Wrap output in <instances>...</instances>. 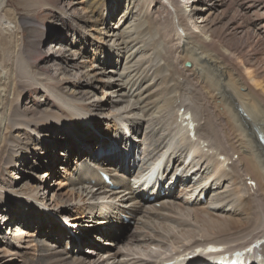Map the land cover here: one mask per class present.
<instances>
[{
  "label": "bare ground",
  "instance_id": "6f19581e",
  "mask_svg": "<svg viewBox=\"0 0 264 264\" xmlns=\"http://www.w3.org/2000/svg\"><path fill=\"white\" fill-rule=\"evenodd\" d=\"M40 1H42L43 4H46V1L47 3H51V6L56 9L55 11L60 10L62 14L66 15L67 13H69L71 17L74 16L73 19L76 26L77 23L79 25H82L83 23L86 24L88 22L90 28L95 26L93 25V22L91 20V12L95 11L97 6L103 2V0H84V4H87V9H84L83 7V11H80L81 9L78 10V7L76 8L75 6L76 3H72V0H64V2L60 5L59 0H53L51 2H49L48 0ZM193 1L194 0H192V3H194ZM201 1H206V3L208 4L207 9H209L210 11H214L217 6L223 5V2L221 0ZM187 3L188 0H185L182 3L180 2V0H153V4L156 7L155 13L157 14V16L162 15L168 21L166 25H163V27L161 28L162 32H159L158 28L155 29L157 35L159 33V41L166 46V50L163 54L158 53L159 51L157 50V52L154 48L159 42L154 39L151 43L148 42L150 44H145V47H147L148 50L153 49L154 55L159 56V59L163 60V64H154L151 63L152 60H149L148 62L147 59L145 61L148 63L147 67L150 66L151 63L154 68L152 72V79H150L148 76V70L142 72V70L139 71V67H137L136 69L132 70L133 74L128 84L130 86H127L126 84L125 88L128 87V89H133L134 92L140 93L147 81L156 79L155 83L148 86L145 90L148 91L152 89L154 87V84L159 85L163 83L162 87L158 88L160 90H157L155 92V96L160 97L163 94L165 95V92L167 90L171 91L173 88L181 91L182 89L186 90L187 94L201 99V103H203L202 108L206 113L205 116L203 114L205 119L204 127L208 125L209 127L204 129L202 128L203 126H200L199 123H196L195 117L198 113L197 110H199L197 109L198 106L196 108L194 107V105L193 110L191 109L192 106H184L182 113H180V109L182 108V106H179L178 110L174 113L171 126H163L164 131L163 129H160V132L152 131V133H154L153 137L149 136L147 140H144V142L142 143L143 146H141V148L140 146L137 147V149H140L139 153L144 155L143 160L152 161V164L154 165H152L151 167L141 166L140 171L137 172L135 176H133L134 180L132 183H130L129 181V177L131 175V169H128L129 163L127 161L129 153L120 154V152H116L115 148L112 147V145L109 146L106 152V149H103V146H101V156L96 162H99L98 164L102 166L105 164V162L108 161L110 157L115 160L114 162L117 163V168L119 169V171L116 169L117 172L113 174V177L117 176L118 179L110 178V181L112 184L114 183L119 187L118 191L114 193L121 195L124 203L121 202V208L123 209L116 208V211L110 210L111 205H108L107 203L106 205L102 206L103 210L100 215L103 218L106 216H110L111 213H113V215L111 219H107L105 221V223L107 224V228L103 230H97L96 238L101 240V242H103V239H105L107 243H113L112 237L116 236L118 229L110 228L112 227L113 223L120 222L121 212L124 213V210L130 211L131 207H133L135 209L132 212H129V214H132L137 210L142 211V208L146 206V204L152 205L155 202H160V199L162 201L164 197L169 196V192H162L161 189L164 187H168L169 190L176 189V185H178V183L180 184V181H183V179L180 180L179 178L180 174L181 176L184 175L185 178H189L190 181L191 176L188 173H197L204 170L207 171V175L204 177L205 181L201 184L199 183L200 185H197L199 186L197 188L199 189L197 198L195 197V195H190L189 197H181L180 203H177V206L182 209H184V207H194L192 205L200 201L203 192L210 191L216 184L220 185V181L222 179H228L232 183V185H234L237 179H239L240 177H244L242 183V188L244 191L241 192V187H239V185H234L231 189L232 193L228 194L226 198L221 201L223 205H229L228 208L233 204V206H235V210L233 212L226 213L224 212L225 209H217V207H221V205L213 207V211L215 212V214L205 208H197L193 210L195 214L199 213V211L203 212L204 214L200 213V215L206 216H204V219L200 218V220H204L203 222L205 223V221L208 219L207 221L212 224L216 231H212L211 233H209V231L207 233L200 232L202 237L201 239H195L193 237L194 235L192 234L188 236L185 235L186 237L182 240L172 242L174 244L173 247L175 248L169 249V252H167L168 249L166 248V245L161 244L159 245V248H161L159 252L146 253V258L131 257V259L133 258L131 264H168V262L174 261L176 259L175 256L179 254H181L180 258L183 259L180 263L217 264L216 262L219 261L218 258L210 256V254H208V256L197 254L194 251V247L203 245L205 243H212L215 242V240H218L215 237H209L210 235H217L218 237H223L224 235H226V237H228V235H232L242 231H246L244 232L245 235L237 239L236 242L232 244H228L227 242L215 243L223 244V246L227 247L226 252H232L237 249H244L254 240H257V242L263 241V243L260 245V253L264 255V58L262 57L259 59H255L251 56L248 57L243 52L242 39L247 38L245 36L251 34L249 32V29L248 31L245 29L246 33H241L237 42L234 44H231L230 42L224 40L225 37L223 38V36L216 33V23L213 19L208 20V24H204L202 27H200L201 29L196 32V28L193 29L190 26L189 20V22H185V19L183 20V18L186 16L190 18L188 16L190 14L188 10L190 11L192 9V6H187ZM20 4H24L23 7H25V10H31L33 8L35 9L36 7V2H31V0H20ZM143 4L145 3H142V7ZM167 5H169V8H172L173 11L166 8ZM179 9L180 11H178ZM181 11H183L182 16L179 15ZM6 12H8L6 4L4 0H0V168H2L3 171L5 170L4 172H10L16 168L18 170H31L32 165H34V167L37 166V163L35 162H38L40 158L39 156H35V154L42 153V150L46 149L45 140L50 135L45 134L47 127L53 129V131L55 132L57 130L60 131L58 132L59 135L62 136V138H66L68 136V133H65L64 131L70 128V126H73L74 129H80L84 127V124L82 123L83 119H79L83 117L80 116L75 108L72 106H68L64 102L61 103V105H52L49 107L46 106V101L41 102L42 100H39L37 106L29 105L26 102H22V100L20 101L21 93L28 87H30L31 90H38L36 87H33V85L24 84L23 82L17 80L20 76L19 72L21 73V71L25 69V65L22 64L20 58L14 59L16 55L15 51L17 50L19 42V38L17 36L19 34L18 29L21 27L22 29L26 30V28L28 27L27 25L31 24L29 22L34 21L35 19L25 15H13L10 19L7 18L8 20L5 18L7 22L2 23L1 17ZM224 25L226 26V24H223V26L221 27L223 28ZM2 26H5V28L3 29ZM240 26L241 25L237 24L236 27L239 28ZM147 28L150 31L153 27ZM165 28L166 30H164ZM111 29L112 28H110V31ZM40 30L41 31H38L39 40L37 42L30 40V46L25 45L22 49V54L25 55V58L27 57L30 60V58L28 57V54L30 53L28 51L29 47L34 46L37 49H43V47H45L47 51L51 53H49V58L54 61L53 63L55 65V68L54 71H50L48 69L43 70L44 72L40 74H43L44 77H41V75L39 76L40 78H38L36 77V75V78H33L35 80V83L47 89V85L49 86V88L50 86L55 87L58 93H56V96L54 95L55 99L57 98L56 100L60 99L61 97L68 99L72 102L73 106L79 107L82 111H84V113L87 114H99L103 109L106 108V106L107 108H109L108 111L115 108L113 107V103L117 102V100H113L110 98H108L105 103L101 102L100 100L90 102V97H94L91 95V92L93 89H97V85L93 78L94 76H91L92 72L90 73L89 70L91 69V71L95 72L96 68L104 69L103 66L105 65L106 61L104 63H100V61H97L98 59H96L97 64L90 67L88 66L89 64L87 62L88 59H86L87 57H81L80 53H78V50H80L79 47L81 45L80 42L79 45L77 44V46H73V48H77L78 50L71 51L70 48H67L66 45L62 44L63 41L62 39H60V37L49 35L48 33L43 32L42 29ZM103 32L100 31V33ZM237 32L239 33L240 31L238 30ZM140 34L141 32H139V35ZM255 40H261L264 43V30L256 32ZM248 44L250 45V43ZM3 48L7 49V51L5 52ZM20 50H18V52ZM169 58H174L175 64L177 63V65H181V68L186 66L184 73L181 74L183 81H179L174 78V75H176L179 71L176 65H171L172 68L168 66L170 65L168 62V60H170ZM61 59H65L66 61L62 63ZM27 67H30V70L32 69L33 71L35 69L33 65ZM164 68L168 70L167 75H162L161 71ZM137 71L139 72L136 74ZM140 72L142 73L139 75ZM180 73L181 72H179L178 74ZM33 75L34 74H32V76ZM67 78H72L73 82H71V84H68L69 81H67ZM186 80H188L191 86L194 87L192 90H188L183 87V82H185ZM169 81H173V83L168 84ZM165 83L167 85H165ZM113 92L115 93V91ZM165 97L166 96H162L160 98V102H162L163 100V107L165 109L172 108L171 99L167 98L168 95L166 98ZM154 103L156 102H147L145 103L144 108H149L148 106H152L151 104ZM196 103L198 104V102ZM152 108H157V106H153L150 109ZM129 112L131 111H127V113ZM187 112L190 114L189 119L185 116ZM121 115L124 116L121 117ZM75 118H78L80 122H76L74 120ZM189 120L195 123L194 128L190 126ZM116 121L123 124L127 123V132L129 136H131V139H133L136 134V132H134L136 130V128L134 130V127L136 126L132 124L131 118L127 116L126 113L120 115L118 114L116 115ZM105 128H107L105 130L108 134L116 133L122 135L124 131L123 128L115 127L114 132H112V128L111 133L110 129H108V126H106ZM200 130L204 131V135H200ZM79 132H81V134H78V138H80V140H85L88 137L86 136V130L84 131V129H80ZM119 135L116 137H119ZM194 137H196L197 140H193ZM155 138L159 141H156ZM205 138L208 140L205 141ZM95 141L98 140L96 139ZM117 143L118 142H116V148L118 149ZM129 144L131 145V151H133L132 149H135V147L134 144H132V140L131 142H129ZM55 145L56 142H52V146H49L47 149L49 151H53V149H55ZM85 148L86 146L78 151L79 153H76L79 155V158L83 155L84 151L82 150H86ZM64 150H66L67 153H62L63 158L58 160L63 163V165H61L60 167L61 172L67 171L68 166L66 165L69 164L70 156L72 154V150ZM92 156L94 157V155ZM88 158L90 157H86L83 162L85 160L88 161ZM126 161L127 163H125ZM92 164L93 163H91L90 161L88 163V166H91ZM125 164L127 165V167L125 166ZM229 167L232 169L231 173H228ZM75 169H79V167L77 166V168L75 167ZM99 169L102 170L100 166ZM172 170L174 172V177H169L168 179V172ZM109 171L111 172L115 170H113L111 167L109 168ZM2 175H0V181ZM35 177L36 179L31 185H29V189L23 193H20L24 196V198L20 199L24 202L21 204L22 208L20 212L24 213V216H26V214H28V217L31 216L32 221L30 222L28 220L26 222L27 225H31V227H35L36 229H47L46 232L48 236H46V238L47 240L53 241L54 244L47 243L48 245L42 246L39 244L40 239L36 236V234L34 235L32 233H29L31 235L28 237L32 239V242H34L35 245H33V260L28 258L27 261L30 263L31 260L32 264H101L97 260L93 261V263L69 261L70 254L67 252L59 251V243L55 242L57 237L54 236V231H57V229L59 231V227H53V225H56L57 223L52 216L59 215L63 217V219L70 220V222H72V226L76 227L77 229L72 230L69 233L68 238L70 239V243H80L79 236L82 234L81 227H84L85 225L81 223L82 217L85 211L89 208L88 204H83L82 206H62V204L66 202L65 198L58 195L57 192L62 189V181L64 180V178H62V176H60L61 178L54 177L53 174L49 173L48 171L41 173V175H37ZM86 181H88V183L90 184H94L92 186L93 188L97 186L96 191L102 189L103 193L106 194L108 192V194H110V191L106 190L108 188L106 182L100 177L99 174L95 173L93 169L85 168V170L79 171V176L74 178V180H70L71 183L77 186L84 185V182ZM55 184L57 185V188L52 191V188L55 186ZM159 185L160 188L158 189ZM25 186L27 185H24V187ZM7 187L8 186H6V189ZM2 188L4 189V191H6L5 186H0V190ZM80 188L78 187V189ZM16 189L12 187L9 189L10 193L13 196H15L19 192L15 191ZM39 190L42 192L39 193ZM95 192L89 190L86 194H89V198H92ZM3 194L4 192L0 191V212H4V210H2V205H6L7 208L3 213V221L4 224L8 222V226L11 227L14 218L6 220V217L10 214V206H14V203L19 198L4 196ZM112 194L113 193H111V195ZM171 196H174V194H172ZM174 197L176 198V196ZM31 200L33 201V203L30 202ZM125 201H130L135 204L131 207H127ZM229 202L231 205L226 204ZM163 204L168 207L173 206L172 203L169 206L170 202L163 201ZM41 208L48 209L49 216L46 213L40 212ZM187 210L189 211L192 209ZM57 212H60L61 214H58ZM93 212L94 211H92V213ZM221 212H224L225 215L220 214ZM42 213L45 217V221L40 220L41 218L39 219V216ZM145 213H147L148 215L154 214V212L151 211V208H146ZM231 213L237 214L239 216L233 217ZM93 214L96 215V211ZM250 214H252L253 219L250 218ZM240 215H243L244 217L239 218ZM84 221L89 222L90 217L85 218ZM224 223L226 224V227ZM21 225L22 222L18 220V224L15 225V231H20ZM205 225L206 223L204 224V226ZM52 228H54L55 230L53 229L52 231ZM49 229L50 235L48 234ZM182 232H185V230H183ZM185 233L189 234L191 232L186 231ZM139 236L140 235L137 233H132L131 235H129V237L125 241L126 246H134V243L139 240ZM16 240L17 239L12 236V238H7V241L5 243L9 245L12 250L22 249L24 246L22 244L23 242L20 241V243H18L16 242ZM184 240L185 242L182 243L181 241ZM85 247H87V249L89 250H93V255L99 256L100 251L96 248V246H93L92 242H81L80 248L83 249ZM13 255L15 256V254ZM128 262L129 260H127L124 264H127Z\"/></svg>",
  "mask_w": 264,
  "mask_h": 264
},
{
  "label": "rangeland",
  "instance_id": "374dc122",
  "mask_svg": "<svg viewBox=\"0 0 264 264\" xmlns=\"http://www.w3.org/2000/svg\"><path fill=\"white\" fill-rule=\"evenodd\" d=\"M48 1L51 2L53 0H48ZM72 1H73L72 3L74 4L76 3L75 6L76 8L78 7L77 8L78 10L81 9L80 11H83V7L84 9H87V6H86L87 4H84L85 3L84 0H72ZM183 1L180 0L181 3ZM221 1L223 2V5L217 6L214 11H210L209 9H207L208 4L206 3V1L202 2L201 0L200 1L194 0L193 1L194 3H192V0H188L187 6L189 7L192 6V9H191L192 11L188 10V12H190V14L188 15L190 18H188L187 16L184 18L182 17V18L183 20L185 19L184 20L185 22L190 21V26L193 29L196 28L195 30L196 32H198L201 29L200 27L206 24L208 20L213 19L214 22L216 23L215 25L216 33L223 36V38L225 37L224 40L230 42L231 44L236 43L240 34L246 33V30L248 31L249 29V32L251 34L248 36L245 34L246 35L245 37L247 38L242 39L243 52L248 57L251 56L255 59H259L262 57L264 58V43L261 40L260 41L262 43L260 41L255 40L256 32L264 30V0H221ZM4 2L6 4L8 12L2 15L1 17L2 23L7 22L8 20L7 18L10 19L11 16L13 15H25L28 17H32L33 19L36 20V21L34 20V21L29 22L31 24L28 23L29 25H27L28 27L26 28V30L22 29L21 27L18 29L19 34L17 36L19 38V42H18V47L16 50L17 52L15 51L16 55L14 59L20 58V61L22 62V64L25 65L24 66L25 69L23 67L24 70L21 71V73L19 72V75L21 77L19 76V79L17 80L20 82H23L24 84L33 85V87H36L38 89V90H31L30 87H28L25 91L21 93L22 98L20 97V101L22 100V102H26L29 105L37 106L39 100H42L41 102L46 101V106H49V107L52 105H61V103L64 102L68 106L74 107L75 110L80 114V116L83 117V118H79V119H83L82 123L84 124V127L80 129H84V131L86 130L87 131L86 136L88 137L85 140H80V138H78V134H81V132H79L80 129H74L73 126H70V128L64 131L65 133H68V136L66 138H62V136L59 135L58 132L60 131L57 130L55 132L53 131V129H50L47 127L45 134H50V135L45 140L46 149L42 150V153L35 154V156H39L40 158L38 162H35L37 163V166L34 167V165H32L33 169L31 168V170L29 169L18 170L16 168L10 171L11 173L9 171L4 172L5 170L3 171V169L0 168V173H1L0 175L3 174L1 177V181H0V184H1L0 186L2 187L5 186V189H6V186H8L6 191H4L3 188L0 191L4 192L3 194L4 196H12V197L19 198L14 203V206H10V211L12 212L9 211L10 214L6 217L7 218L6 220L10 218L12 219L14 218L13 224L11 227L8 226L9 224L8 222L4 224V221H3L4 214L3 213L6 211L7 206L2 205V210H4V212H0V224H1L0 225L1 226L0 264H32V261L30 260V263H29L27 259L28 258L32 259L33 254H34L33 245H35V243L32 242V239L30 237H28L31 235L29 233H32L34 235L36 234V236L40 239L39 244L42 246L48 245L50 243L54 244L53 241L47 240L46 238V236H48L46 232L47 229H44V228L36 229L35 227L34 228L31 227V225H27L26 222L28 220L30 222L32 221L31 216L28 217L27 216L28 214L24 216V213L20 212L22 208L21 204L24 203L23 200H20L24 198L23 194H20V193H23L29 189V185H31L36 179L35 176L41 175V173H44L46 171L53 174L54 177L62 176V178H64V180L62 181L63 182V185L61 187L62 189L59 192H57L58 195L65 198L66 202L63 203L62 206L64 207L68 205L69 206H82L83 204L84 205L88 204L89 206V208L85 211L82 217L81 223L85 225L84 227H81L82 234L80 235V243H74V244L72 242L70 243V240L67 237L68 234L67 235L59 234L58 229L57 231H54V236L57 237L55 242L59 243V246L58 245L56 246H58L59 251L67 252L70 254L69 261L82 262V263H88V262L93 263V261L97 260L101 264H124L127 260H129L127 264H131L133 261V258L131 259V257L146 258L145 257L146 253L159 252L161 250V248H159V245L161 244L166 245V248L168 249L167 252H169V249L175 248L173 247L174 244L172 243L174 241H180L190 234L194 235L193 237L195 239H201L202 237H201L200 232L207 233L209 231V233H211L212 231L213 232L216 231L215 228L212 226V224H210V222L207 221L208 219L205 221L207 226L206 225L204 226L205 224L203 222L204 220L203 221L200 220V218L204 219V216H206V215H200V213L204 214L203 212L199 211V213L195 214L193 210L197 208H205L215 214V212L213 211V207L217 205H221V207H217V209H220V210L225 209L224 212L226 213L233 212L235 210V206H233V204L231 207L234 209H232L231 207L228 208L229 205H225V204L223 205L221 201L224 200L228 194L232 193L231 189L234 185H239V187H241V192L244 191L242 188L244 177H240L239 179H237L234 185H232V183L228 179L227 180L222 179L220 181V185L216 184L210 191L203 192L200 198V201L192 205L194 207H184V209H182L177 206V203H180L181 197H189L190 195L191 196L195 195V197L197 198L198 191H199V189H197L199 186L197 185L205 181L204 177L207 175L206 170L202 172H197V173L195 172L188 173L191 176L190 181H189V178H185L184 175L181 176L180 174V177L179 176L178 177L180 178V180L183 179V181H180V184L178 183V185H176V189L169 190L168 187L166 188L164 187L165 189L164 188L161 189L162 192L168 191L169 196L164 197L162 201L160 199V202H155L152 205L146 204V206L142 208V211L137 210L134 213L129 214V212H132L135 209L131 207L135 203L130 202V201H125L127 207H131V209L130 211L124 210V213L121 212L120 222L112 224V227L110 229H114V228L118 229L116 236L112 237L113 243L112 242L107 243L105 239H103V242H101V240L96 238L97 237L96 232L99 229L103 230L107 228V224L105 223V221L107 219H111L113 215V213H111L110 216H106L103 218L100 215V213H102V210H103L102 206L106 205L107 203L108 205H111L110 210L116 211V208L123 209L121 208V202L122 203L124 202L121 198V195L114 193L118 191L119 187L116 186L114 183L113 184L111 183L112 185L111 184L109 185L107 183L108 188L106 190L110 191V194H108V192L105 194L103 193L102 189L101 190L99 189L98 191H96L97 186L93 188L92 186L94 184H90L88 183V181L84 182L85 184L80 185V186L74 185L73 183L70 182L71 179L74 180V178L79 176V171L85 170V168L93 169L94 172L97 174H98V171H104L110 176V178L118 179L117 176L113 177V174L117 172L116 169L119 171V169L117 168V163L114 162L115 161L114 159H112L111 157L110 158L108 157L109 158L108 161L105 162V164L102 166L98 164L99 162H96L97 160H99L101 156L100 155L101 146H103V149L105 148L107 152L109 146L112 145V147L115 148L116 152H120V154L129 153L127 161L129 163L128 169H131V175L129 177V181L130 183H132L134 180L133 176H135V174L140 171L141 166L148 167L152 164V161L143 160L144 155L139 153L140 149H137V147L140 146L141 148V146H143L142 143L144 142V140H147L149 136L153 137L154 133H152V131L160 132V129H163L164 131V127L171 126L174 113L178 110L179 106H182L181 108L182 110L184 106H187V105H189L190 107L192 106L191 107L192 110H193L194 105H195L194 107L196 108L198 106L197 109L199 110L201 107L200 111L197 110L198 113L196 115L198 117L197 116L195 117L196 123H199L200 126H203L202 128L204 129L209 127L208 124H207L208 126L204 127V124H205L204 116L206 113L202 108L203 103H201L202 102L201 99L195 98V96L187 94L186 90L182 89L183 91L182 92L181 90H177L173 88L171 91L167 90L165 92L166 93L165 95L163 94L160 97L155 96V92L157 90H160L158 88H161L163 83L159 85L154 84V87L152 89L148 91H145V90L148 86L155 83L156 79L147 81V83L145 84L142 91H140V93L134 92L133 89L130 90L128 89V87L125 88L126 84L127 86H130L128 84L133 74L132 70L136 69L137 67H139V71L142 70V72L145 70L146 71L148 70V76L150 79H152V72L154 68L151 63H154V64L157 63L158 65L163 64V60H160L159 56L154 55L153 49L148 50L147 47H145V44H150L152 40L154 39L159 42L156 46L157 48L156 47L154 48L156 51L157 50L159 51V52L157 51L158 53L163 54L165 53V50H166V46L162 42L159 41L158 39L159 33L157 35L155 29L158 28V31L162 32L161 28L163 27V25L165 26L168 21L162 15L157 16V14L155 13L156 7L153 4V0H103V2L97 6L95 11L91 12L92 13L91 20L93 22V25H95L91 28L89 27L88 22L86 24L83 23L82 25H79L77 23V26H76L75 21L73 19L74 16L71 17L69 13H67L66 14L67 16H66L65 14H62L60 10L55 11L56 9L51 6V3H47V1L45 2L46 4H43L42 1L40 0H31V2H36L35 9L32 7L33 9L31 10H28V9L25 10V7H23L24 4H20V0H4ZM63 2L64 0H59V5L62 4ZM142 3L146 4V5L143 4L144 8L142 7ZM169 7L170 6L167 5L166 8L173 11V9ZM178 11H180V9ZM199 13L201 16L199 15ZM182 14H183V11L179 13L180 16H182ZM223 24H226L227 28L225 25L222 28L221 26H223ZM237 24L241 26L238 28L236 27ZM147 27H151V28L155 27V28L154 29L152 28L153 30L151 29L150 30L151 32H150ZM2 28L4 29L5 26H2ZM110 28H112L111 31H110ZM166 28L164 30H166ZM40 29H42L43 32L48 33L49 35L60 37V39H62L63 41L62 44L66 45L67 48H70L71 51L78 50L77 48H73V46H77V44L79 45V42H80L81 45L79 47L80 50H78V53H80L81 57H87L86 59H88L87 62L89 64L88 66L90 67H92L93 65H96L97 61H100V63H104L106 61L105 65L104 66L102 65L104 69L96 68L95 72H93L88 67L90 69L88 70L90 73L92 72L91 76H94L93 78L97 85V89H93L91 92V95L94 96L95 98L90 97V102L100 100L101 102L105 103L108 100V98L117 100L118 103L117 102L113 103V107H115L113 108L114 110L110 109L108 111L109 108H107L106 106L105 108L106 110L103 109L101 113L99 114L84 113V111H82L79 107L73 106L72 102L69 101L68 99L61 97L60 99L56 100L57 98L55 99V96H56L57 91L55 87L50 86L49 88V86L47 85L48 87L47 89L35 83V80L33 78H36V77L40 78L39 76L41 75H42L41 77H44L43 74H40L44 72L43 70L48 69L50 71H54V68H55V65L53 63L54 61H52L49 58L51 53L48 52L47 49L43 46H42L43 49H37L34 46L29 47L28 51L30 53L28 52L29 53L28 57L30 58V60L27 57L25 58V55L22 54L23 47L25 45L30 46L29 44L30 40L34 42H37L39 40L38 31H41ZM238 30L240 31L239 33L237 32ZM100 31L101 32L104 31V32L100 33ZM139 32H141L140 34L141 36L139 35ZM115 33H117L118 35ZM245 39H249L250 41L245 40ZM248 43H250V45ZM162 47L164 50L162 49ZM5 48L3 49L6 52L7 49ZM161 49H162V52H161ZM18 50L20 51L18 52ZM96 59L98 60L96 61ZM147 59H148V62L149 60H152V62L150 63V66L148 67H147L148 63L145 62ZM65 61H66L65 59H61L62 63H64ZM168 62L170 64L168 65L170 68H172L171 65L172 66L176 65L178 71L181 72L180 74H178L179 72H177V74L174 75V78L179 81H183L181 74L184 73L186 66L181 68V65L179 66V64L178 65L177 63L175 64L174 58H171L170 60H168ZM30 65H33L35 67L34 71L32 69L30 70V67H27ZM139 71H137L136 74ZM104 72L106 73V75ZM142 72H140L139 75ZM161 72H162V75L168 74V70L166 68L162 69ZM32 74L34 75L32 76ZM26 75H29V76H26ZM67 81H69L68 84H71V82H73V79L67 78ZM171 83H173V81L168 82V84H171ZM165 85L167 84L165 83ZM183 87L188 90H192L194 88L193 86H191L188 80L183 82ZM113 91H115L116 94ZM178 91H180L181 93ZM162 96H166L168 99H171L172 101L171 107L173 109L172 108L165 109L163 107L164 106L163 100L162 102H160V98ZM147 102H156V103L151 104L152 106H148L149 108H144L145 103ZM196 102H198V104ZM153 106H157V108L150 109ZM127 111H131V112L127 113ZM125 113L127 114V116L131 118L132 124L136 126L134 127V130L136 128V130L134 131L136 132V134L133 137V139H131V136H129L127 132V129H128L127 123L123 124V123H119L118 121H116V115L125 114ZM184 113H185V110H184ZM199 115H202V116H199ZM122 116L124 115H121V117ZM77 119L78 118H75L74 120L76 122H80V120L79 119L77 120ZM106 126H108V129H110V132L112 131V128H113L112 132H114L115 127L123 128L124 131L122 135L121 134L119 135L116 133L108 134L105 130L107 129L105 128ZM199 132H200V135H204L203 133L204 131L200 130ZM118 135L120 138L116 137ZM95 138L98 141H95L96 140ZM131 140H132V144H134V147H135V149H132L133 151H131V148H130L131 145L129 144ZM155 140L159 141L156 138ZM193 140H197V138L194 137ZM207 140L208 139L205 138V141ZM52 142H56L55 149H53V151H49L47 148L49 146H52ZM116 142H118V147L120 149L119 148L117 149L116 146L113 144ZM85 146H86L85 148L86 150H82L84 151V153L79 158L78 157L79 155L76 153H79L78 151L83 149V147ZM151 148H152V145H151ZM64 149L72 150V154L70 156L69 164L66 165L68 166L67 171L61 172L60 167L61 165H63V163L58 160L63 158L62 153H67L66 150ZM92 155H94V157ZM86 157H90V158H88V161L85 160L83 162V160ZM90 161L93 164L91 166H88V163ZM127 161L125 163H127ZM77 166L79 167V169H75V167L77 168ZM99 166L101 167L102 170L99 169ZM125 166L127 167L126 164ZM111 167L115 171L110 172L109 168ZM173 170L168 172L169 173L168 179L169 177H172V178L174 177ZM231 172H232V169L229 167L228 173H231ZM209 175H210V172H209ZM167 184H170V183H167ZM24 185H27V186L24 187ZM11 187L14 189L17 188L15 191L17 192L19 191L15 196H13L10 193L9 189ZM78 187L79 188L82 187V188L78 189ZM83 187L85 190L83 189ZM56 188H57V185L55 184V186L52 188L53 189L52 191H54ZM89 190H92V192L96 191L92 198H89V194H86ZM41 192L42 191L39 190V193ZM111 193L113 194L111 195ZM172 194H174L176 198L174 196H171ZM163 201L170 202L169 206L171 205V203L173 204V206L172 207L165 206L163 204ZM11 202H14V201H11ZM30 202L33 203L32 200ZM226 204H230V202ZM146 208H151V211L154 212V214L148 215L147 213H145ZM187 209H192V210L188 211ZM92 211H94L93 213H95L96 211V215H94ZM40 212L46 213L48 215V209L46 208H41ZM224 212H221L220 214L225 215ZM43 213L40 216L39 215L38 216H39V219L41 218L40 220L45 221L44 220L45 217L43 216ZM57 213L61 214L60 212H57ZM232 216L238 217L239 215L232 214ZM250 216H251L250 218L253 219L252 214H250ZM52 217L56 223L57 221L62 223V221L58 220L61 216L54 215ZM87 217H90L89 222L84 221V219ZM208 217H213V216H208ZM243 217H244L243 215H240L239 218H243ZM18 220L22 222V225L20 227L21 230L15 231L16 230L15 225L18 224ZM56 225H53V227L54 228L58 227ZM225 227H226V224H225ZM54 228H52V231ZM201 229L204 231H202ZM183 230H185V232L190 231L191 233L186 234L185 232H182ZM242 232H237L235 234L228 235V237H226V235H224L223 237H218L217 235H210L209 237H215L216 239H218V240H215V242H218V243L227 242L228 244H232L236 242L237 239L245 235L244 232L246 231H242ZM132 233L139 234L140 235L139 240L134 243V246L132 245L126 246L125 241L129 237V235H131ZM48 234L50 235V229L48 230ZM12 236H14L17 239L16 242L18 243H20V241L23 242L22 244L24 246L22 249L12 250L11 247L5 243L7 241V238L9 237L12 238ZM83 241L92 242L93 246H96V248L99 249L100 251L99 256L93 255V250H89L87 249V247L81 249L80 246H81V242ZM181 242L183 243L185 242V240ZM215 242H212V243L216 244ZM220 245H223V244H220ZM12 253L15 254V256Z\"/></svg>",
  "mask_w": 264,
  "mask_h": 264
}]
</instances>
